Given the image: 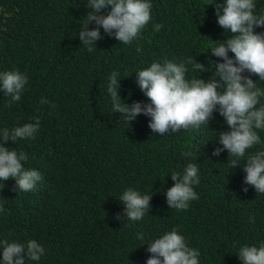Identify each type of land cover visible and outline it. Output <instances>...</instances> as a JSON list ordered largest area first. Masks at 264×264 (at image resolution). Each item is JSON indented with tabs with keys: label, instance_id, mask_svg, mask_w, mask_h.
Returning a JSON list of instances; mask_svg holds the SVG:
<instances>
[{
	"label": "trees",
	"instance_id": "trees-1",
	"mask_svg": "<svg viewBox=\"0 0 264 264\" xmlns=\"http://www.w3.org/2000/svg\"><path fill=\"white\" fill-rule=\"evenodd\" d=\"M152 3V20L132 44L101 29L103 39L89 51L78 38L86 0H0V71L29 77L20 101L0 93V128L40 120L34 139L8 146L26 152L25 167L42 180L29 192L16 191L11 179L0 189V240H36L45 248L29 264H145L147 243L173 228L200 250V264H242L241 245L264 244V194L243 183L244 162L232 167L226 150L212 155L217 133L227 130L223 117L216 113L208 125L161 136L149 129V117L140 114L128 125L111 110L106 85L113 70L121 74L127 104L147 102L135 71L189 57L207 66L217 59L209 47L231 35L217 24L212 0ZM256 3L264 13V0ZM209 75L189 65V79ZM257 84L264 88V81ZM258 131L262 143L249 152L264 149V130ZM189 162L200 169L199 199L186 210L169 209L163 193L174 184L171 172ZM127 187L153 195L141 221L117 219Z\"/></svg>",
	"mask_w": 264,
	"mask_h": 264
},
{
	"label": "clouds",
	"instance_id": "clouds-1",
	"mask_svg": "<svg viewBox=\"0 0 264 264\" xmlns=\"http://www.w3.org/2000/svg\"><path fill=\"white\" fill-rule=\"evenodd\" d=\"M86 3L89 11L81 23L78 38L89 51L103 39L101 29L121 44H132L153 17L152 0H86ZM212 4L217 24L225 33H231L206 52L217 59L209 60L207 66L196 61L193 64L191 57L183 61H153L150 66L134 72L135 83L147 102L135 101L131 105L121 98V74L113 70L106 85L111 110L120 114L121 121L128 125L140 114L149 117V129L161 136L208 125L218 113L227 130L217 133L220 146L212 155L219 156L226 150L229 157L235 158L232 167L244 162L243 183L264 194V149L249 152L262 143L258 130H264V103H261L264 88L257 84L264 81V32L256 31L264 28V13H257L256 0H223L222 3L212 0ZM161 27L158 23L153 25L157 32ZM190 64L199 73L210 72L211 75L189 79ZM253 75L258 79L254 81ZM28 81V75L18 69L0 71V93L9 97L10 103L18 102ZM47 102L41 98L42 104ZM33 119L34 122L13 128H0V189L11 179L15 181L16 191L29 192L42 180L37 169L25 167L29 159L27 153L8 146L9 141L15 144L18 140L35 138L40 120ZM183 155L190 158L193 153ZM171 179L174 184L163 193L168 208L188 209L191 201L199 199L195 191L201 179L198 164L189 162L182 171L171 172ZM152 196L127 187L118 198L123 215L118 214L117 219L141 221L149 214ZM147 244L146 251L151 256L145 264H200V250L191 247L177 228L163 232ZM44 253V246L36 240H0V264L38 262ZM237 257L242 264H264V244H243L238 248Z\"/></svg>",
	"mask_w": 264,
	"mask_h": 264
}]
</instances>
